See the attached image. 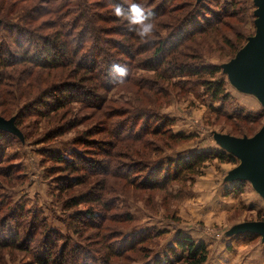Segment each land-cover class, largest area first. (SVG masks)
Returning <instances> with one entry per match:
<instances>
[{"label": "rangeland", "instance_id": "1", "mask_svg": "<svg viewBox=\"0 0 264 264\" xmlns=\"http://www.w3.org/2000/svg\"><path fill=\"white\" fill-rule=\"evenodd\" d=\"M153 1L151 9H156L162 0ZM253 1L170 0L166 10L180 19L159 17V38L179 26L184 35L192 29L204 32L190 34L172 60L167 56L169 67L167 62L158 65L156 73L144 64L153 48L144 47L127 63L133 80L107 90H100L89 74L79 81L76 73L82 72L71 65L34 68L35 75L38 71L46 79L42 86L34 81L37 86L24 93L17 73L9 70L12 80L3 81L6 86L0 89L15 101L7 106L8 114L1 115L0 108V116L14 118L21 138L0 133V264H190L175 242L179 235L204 243L203 264H264L260 235H227L237 225L264 222V199L248 181L228 180L239 160L214 138H250L264 124V109L255 96L236 89L222 70L255 33ZM62 2L0 0L2 51L23 53L11 44L20 36L12 29L36 30L41 23H54L47 11ZM107 7L100 12L112 14ZM30 13L37 19L26 17ZM205 18L211 19L205 23ZM47 27L36 33H52ZM32 45L26 46L34 50ZM180 66L198 73L159 78L167 67L177 72ZM203 67L218 71L211 77ZM60 80L92 87L104 105L96 111L73 103L51 112L55 97L49 88ZM214 82L222 85L217 99L207 89ZM41 91L46 99L39 97ZM175 134L182 138H172ZM198 152L221 153L227 159L212 156L195 163L194 172L181 168L172 174L174 161L185 162ZM56 153L78 159L67 166L54 160ZM74 199L81 202L73 206Z\"/></svg>", "mask_w": 264, "mask_h": 264}, {"label": "trees", "instance_id": "2", "mask_svg": "<svg viewBox=\"0 0 264 264\" xmlns=\"http://www.w3.org/2000/svg\"><path fill=\"white\" fill-rule=\"evenodd\" d=\"M104 1L105 3H103ZM104 1L63 0L57 10L49 9V11H47L49 15L53 16L54 23H41V25L36 28V30H43V28L48 25L47 28L49 30H52V33H49L48 35L40 36L36 33V30L26 29L24 26L23 28H21L20 26H15L12 30H14L15 33L19 34L20 36L15 37V40L11 41V44L15 45V48H17V50L23 49V53L16 54L18 57L14 58L13 56L16 55L10 54L6 51L3 52L2 50L4 49L1 43L2 40L0 39V68L2 69V71H0V87L6 86L5 84H3V81L10 79L12 80V77L8 75L10 72L9 70H11V72L17 73L19 87L24 86V93H27L29 92V90L31 91L37 86V84H34V81L37 80L40 86H42L43 83L41 80L46 79L42 78V73L39 74L38 71V74L35 75L34 68L35 70L64 69L65 67L73 65L75 67V72H82V75L76 73L77 77H79V81L85 79V75L89 74V76H93V80L96 79L97 84L99 85L98 88L100 90H107L112 86H119L114 83L116 77L113 73H111L112 64L127 65L130 74L127 77L126 82L131 81L133 80V74L131 73V68L133 67L131 65H128L127 63L131 62L130 60L135 59V56H137L138 53L140 54L144 47L150 45L153 48L151 59L157 57L159 58L156 59L157 61L155 62V64H152V62H150L151 59L145 61L144 64L146 65V69H148V71L156 73L158 71L157 66L163 65L165 62H167L166 58L169 55H171L172 60V56L176 52V49L182 45V42L184 40L189 38L190 34L204 32V28L198 29V31L192 29V31L194 30L196 32L192 33V31H190L188 35H184L183 33H185V31L182 30V26H179L176 27L174 31H171V33L166 38H159L158 29L162 27V23L158 21L159 17H167V15L169 14V17L167 18H172L173 20L180 19V17L179 19H176L174 16L170 17L171 12L173 11L166 10L168 7L167 5H169L170 3V0H162L161 5L156 9H151L155 4L153 0ZM127 2L139 3L144 6L146 10L154 13L157 24V27L155 29V39H152L147 43L141 41L133 31H129L125 21L120 20L114 16L113 5L119 4L126 7ZM106 6H108L107 8H111L113 10L112 14L106 15V13L102 14L100 12L99 9H103ZM194 16H198V13ZM26 17L32 20L37 19V17H35V15L32 13L28 14V16ZM210 19L211 18H205V23L206 21L208 23ZM28 23L29 21H27L25 24ZM192 23H194L193 25L195 26V22ZM186 24L184 23L183 26H185ZM26 36L28 37V39H25ZM109 38L115 39L112 40ZM10 39L12 40V38ZM33 40L35 45H32ZM26 45H32L34 50H32V47L27 48ZM30 52L32 54L31 56L28 55ZM169 65L170 64H168L167 66L169 67ZM168 67L165 70V74H161L162 76H159V78L164 79L166 77V81H168V78H182L189 75H197L198 73L197 68L191 70H183V67L180 66V69H177V72H175L172 67H170L169 69ZM200 70L207 71V75L212 77L217 73L218 68L206 67V69H204L203 67ZM167 71L169 72V75H167ZM21 75H24V77H19ZM69 76L70 75L67 74V77ZM18 81H15L16 85ZM61 81L62 80L56 82V85H53L49 88V90L53 94L52 96L55 97L51 105V112H57L59 109L63 108L64 105L73 103H80L84 108L93 107L96 111H100V109L104 105L101 95H98L97 92L93 91L92 87L86 85H84L86 87H83L81 84L78 85L76 82V84L60 83ZM83 82L84 81H82L81 83ZM207 85H210L207 89L213 99H217L223 94L221 84L214 82ZM39 93H43L41 96H39L40 98L46 99L45 91H41ZM56 94H61L62 97H58L56 96ZM13 101H15L14 97H12L7 92L5 93L4 90L0 89V108H3L1 111V115H5L10 112L7 106L13 105ZM156 132L157 131H155V133L153 134H156ZM0 133L6 132L0 130ZM112 133L114 136H119V134H121L120 132ZM123 138L126 139L127 137L125 136L116 139L122 140ZM172 138L180 140L182 136L180 134H175L172 136ZM56 154L58 155L54 160L60 164H66L67 166L70 165L71 162H75L73 158L78 159L74 155H69V158L66 159L59 153ZM212 156L213 158H218L220 161H224L225 159H227V157L223 156L221 153L198 152L195 153L194 156H192V159L188 158L185 160V162H183L181 159L174 161L175 165L172 174L174 176L177 175L178 170H181V168L185 171L194 172L193 165L195 163L203 164ZM157 176H160L159 171ZM149 180L151 181V179ZM143 182L144 181H142V183ZM151 184H154L153 181H151ZM73 201L76 202L73 204V206H76L81 202V200L78 199H74ZM91 215L92 213H90V215H86V217L91 218ZM20 216L21 214H19V217ZM175 242L178 247L182 248L183 252H186V257L184 258H188L190 264H203L206 261L207 251L204 243L199 242L198 244H195L191 242L190 238L184 236L181 237V235L177 237ZM167 262L168 261H166V263ZM156 264L160 263L157 262Z\"/></svg>", "mask_w": 264, "mask_h": 264}, {"label": "water", "instance_id": "3", "mask_svg": "<svg viewBox=\"0 0 264 264\" xmlns=\"http://www.w3.org/2000/svg\"><path fill=\"white\" fill-rule=\"evenodd\" d=\"M200 1V0H197ZM255 33L235 58L222 66L229 82L239 91L255 96L264 109V0H254ZM0 130L21 138L14 118L0 116ZM216 142L239 160V165L228 175L230 181H248L264 199V124L250 138L216 134ZM237 232H253L264 241V222H248L237 225L227 235Z\"/></svg>", "mask_w": 264, "mask_h": 264}, {"label": "clouds", "instance_id": "4", "mask_svg": "<svg viewBox=\"0 0 264 264\" xmlns=\"http://www.w3.org/2000/svg\"><path fill=\"white\" fill-rule=\"evenodd\" d=\"M113 7L114 16L125 21L129 31H133L141 41L147 43L155 38L157 24L153 12L135 2H127L126 7L119 4ZM111 73L116 77L114 83L122 85L126 83L130 71L127 65L112 64Z\"/></svg>", "mask_w": 264, "mask_h": 264}]
</instances>
